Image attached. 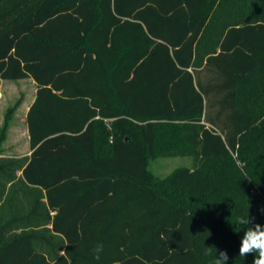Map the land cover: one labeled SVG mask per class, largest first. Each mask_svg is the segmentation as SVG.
Returning <instances> with one entry per match:
<instances>
[{
	"label": "trees",
	"instance_id": "trees-1",
	"mask_svg": "<svg viewBox=\"0 0 264 264\" xmlns=\"http://www.w3.org/2000/svg\"><path fill=\"white\" fill-rule=\"evenodd\" d=\"M204 65L224 76L226 136L205 122ZM23 78L31 154H4L14 105L0 264H253L239 247L264 226V0H0V79ZM178 155L194 165L152 175Z\"/></svg>",
	"mask_w": 264,
	"mask_h": 264
},
{
	"label": "rangeland",
	"instance_id": "rangeland-1",
	"mask_svg": "<svg viewBox=\"0 0 264 264\" xmlns=\"http://www.w3.org/2000/svg\"><path fill=\"white\" fill-rule=\"evenodd\" d=\"M194 76L198 87L202 89L205 96L206 124L215 127L226 136L231 130V108L228 103L222 101V97L226 90H222L219 87L221 83L219 74L213 69L204 68L197 71L194 70ZM0 91L5 93L14 91L15 94H18V87L15 83H11L10 86H1ZM8 107L6 108L5 114L7 113ZM3 148L7 154L24 152L27 149L24 133L7 135L3 142ZM193 165V157L182 155L160 156L157 159L149 161V168L154 177H165L178 167H192ZM240 168L246 178L249 179V170L251 166H248V164L244 162H240Z\"/></svg>",
	"mask_w": 264,
	"mask_h": 264
},
{
	"label": "crops",
	"instance_id": "crops-1",
	"mask_svg": "<svg viewBox=\"0 0 264 264\" xmlns=\"http://www.w3.org/2000/svg\"><path fill=\"white\" fill-rule=\"evenodd\" d=\"M204 68L213 69L219 74L220 82L224 80V76L222 75V73L217 68L212 66L204 65L202 68L195 69V71ZM11 83H15L17 85L18 94H15L14 91H12L11 93H5L3 91H0V132L5 124L6 108L9 106L8 107L9 109L14 105H16L14 111L12 112V117L9 123L7 124V135L24 133L27 149L24 152H18L15 154L14 153L7 154L4 151V154L10 156H28L31 154V149L29 145V133H28V126L26 123V116L28 114L30 106L32 105L35 99L37 87L35 81L32 78H23L18 80L0 79V87L1 86L3 87V85L10 86Z\"/></svg>",
	"mask_w": 264,
	"mask_h": 264
},
{
	"label": "clouds",
	"instance_id": "clouds-1",
	"mask_svg": "<svg viewBox=\"0 0 264 264\" xmlns=\"http://www.w3.org/2000/svg\"><path fill=\"white\" fill-rule=\"evenodd\" d=\"M240 225H250L252 223L250 217H240L237 219ZM97 252L102 251V245L96 249ZM247 254H255L253 264H264V226L256 224L254 227H247L243 231L239 247V256L245 257ZM99 259V256H96ZM229 259L226 251L219 252V258H215V264H226Z\"/></svg>",
	"mask_w": 264,
	"mask_h": 264
},
{
	"label": "built area",
	"instance_id": "built-area-1",
	"mask_svg": "<svg viewBox=\"0 0 264 264\" xmlns=\"http://www.w3.org/2000/svg\"><path fill=\"white\" fill-rule=\"evenodd\" d=\"M263 211H264V208H263Z\"/></svg>",
	"mask_w": 264,
	"mask_h": 264
}]
</instances>
